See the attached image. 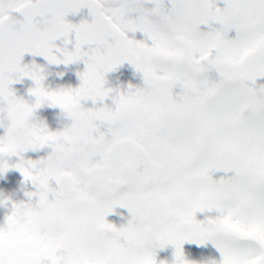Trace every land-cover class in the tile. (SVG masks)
Segmentation results:
<instances>
[{
	"label": "snow or ice",
	"instance_id": "snow-or-ice-1",
	"mask_svg": "<svg viewBox=\"0 0 264 264\" xmlns=\"http://www.w3.org/2000/svg\"><path fill=\"white\" fill-rule=\"evenodd\" d=\"M23 2L0 0V112L10 121L0 136V172L9 168L7 141L25 182L41 193L54 189L23 206L30 234L51 244L19 247L8 264H156V249L168 245L173 264H195L183 246L209 242L220 259L208 264H264V84L256 86L264 78V0H222L223 7L221 0H31L21 10ZM85 7L91 23L67 22ZM136 32L145 40L129 38ZM73 34L74 50L56 46ZM25 53L57 65L83 61L80 86L46 92L43 69L21 66ZM125 62L143 80L133 119L111 122L121 93L114 110L84 107L76 132L41 126L28 141L14 138L29 108L11 84L30 78V95L48 96L53 107L95 104L113 92L105 75ZM51 144L71 154L70 181L37 174L43 160L21 155ZM117 206L131 214L119 228L106 220ZM121 250L128 255H116Z\"/></svg>",
	"mask_w": 264,
	"mask_h": 264
},
{
	"label": "clouds",
	"instance_id": "clouds-1",
	"mask_svg": "<svg viewBox=\"0 0 264 264\" xmlns=\"http://www.w3.org/2000/svg\"><path fill=\"white\" fill-rule=\"evenodd\" d=\"M20 7L21 10H27L31 8V0H25V2H23ZM43 88L48 93L57 92L58 94L62 90L65 94H69L72 90L71 88H68L60 89L57 91H51L46 89L44 86ZM138 88L139 87L133 88L132 90L128 89L125 92H121L119 89H112V91L116 92V97H114V101L119 97L121 93H123L126 97L124 103L120 104L117 110L114 111L112 114L111 122L113 125H119L120 123L127 120H131L135 117L139 109L138 99L135 94V90ZM33 97V103L23 101L28 106L29 112L23 119L19 120L12 129L13 136L16 139L28 141L36 128L41 126L47 127L45 124L37 122L35 120L34 114L37 110L35 106L37 103H39L42 107L46 104H50L51 100L48 96L45 95ZM59 109L61 110V113L59 117H57V119L60 120L66 118L69 123L64 124L62 130L56 132H76L82 127L83 121L81 119V113L84 110V106L81 102H77L75 105L70 107H59ZM45 147L49 148L50 152L47 154L46 158L42 159L44 162V167L43 169H38L37 174H40L41 172H43L44 174L51 172L61 181H70L72 178L67 171V164L70 160L71 154L64 148L63 145L51 144ZM2 148L3 155L6 158L13 157L12 155H10V152L13 151L12 145L5 141ZM9 167L11 166L9 165ZM6 172L7 170L0 172V175ZM51 191H54V189H50L49 192L46 193H41L39 190H36L32 192V196L27 198V201L18 202L13 201L10 196L0 195V201H4V203L0 204V207L7 208L9 205L12 204L17 205V208L15 209V214L13 215V210L11 209V213L10 215H8L11 216V219H6L2 224H0V262H2V264H8L10 255L19 247L29 246L37 243L51 244L50 241H41L37 237L30 234L29 218L26 214L25 208L23 207L24 205L32 207L34 203H39L41 195H49L51 194ZM134 247L143 248V241H136L134 243ZM116 255H119L123 258L126 257L128 253L127 251L121 250L116 253ZM108 258L111 259L112 255L110 254ZM208 262V260H201L199 262L195 261V264H208Z\"/></svg>",
	"mask_w": 264,
	"mask_h": 264
},
{
	"label": "water",
	"instance_id": "water-1",
	"mask_svg": "<svg viewBox=\"0 0 264 264\" xmlns=\"http://www.w3.org/2000/svg\"><path fill=\"white\" fill-rule=\"evenodd\" d=\"M148 7H150V5ZM17 19H22V17L17 16ZM66 20L71 24L79 25L82 21L91 23L92 17L89 13V9L85 7L80 9L77 13H69ZM70 39H72L73 42L65 45L63 38H61L55 42L56 46L58 48L67 47L69 51H72L74 50V34L73 37H70ZM33 64L38 65L43 69L42 75L45 77L42 82L43 86L51 91L68 88L75 89L79 87L81 84L80 74L85 71V64L83 61L67 65L63 63L57 65L50 64L42 56H33L31 53H25L21 61V66H31ZM13 79L15 80L16 77L14 76ZM129 86H132V88L143 87V80L141 74L127 62L105 75L104 87L106 89H119L121 92H125L129 89ZM34 87V82L28 77H23L10 85V89L14 92L15 96L28 103L34 102V97L30 95V89ZM114 97H116L115 91L110 93L109 97L105 98L103 101L98 100L95 104H93L91 100H88L83 101L82 104L85 108L95 109L107 106L108 108L114 110ZM60 113L61 110L59 107H53L50 106V104H46L36 110L34 118L37 122L45 124L49 131L56 132L62 130L64 124L69 123L66 118L60 120L57 119ZM0 116H2L4 118L3 120H5L8 124H10V121L6 118V112H0ZM101 130H103V128ZM36 152L47 155L50 152V149L44 147L36 150Z\"/></svg>",
	"mask_w": 264,
	"mask_h": 264
},
{
	"label": "flooded vegetation",
	"instance_id": "flooded-vegetation-1",
	"mask_svg": "<svg viewBox=\"0 0 264 264\" xmlns=\"http://www.w3.org/2000/svg\"><path fill=\"white\" fill-rule=\"evenodd\" d=\"M218 7H223L222 0L217 4ZM136 14H133V18ZM215 27H219V25H216ZM202 30L208 31L207 26H202ZM230 36H234L235 33L232 32L229 34ZM130 39L135 40H145V37L143 33L136 32L128 34ZM264 78H261V80H257L256 82L259 83V85L264 84L262 81ZM180 89L177 87L174 89L175 92H179ZM8 124L3 120L2 117H0V136L5 135L6 132V126ZM25 161L32 160L37 161L46 158L47 155L40 154L38 152L29 150L27 152H24L21 154ZM8 159V163L11 167L7 170L6 173L0 175V195L2 196H10L13 201H27L26 193L28 192H34L36 191V188L33 186L31 182H25L24 177L22 173L14 167L15 164L19 163L20 158L18 156H13ZM11 213V205H9L7 208L0 207V224H2L8 215ZM131 218V214L128 212L126 208H121L117 206L113 209L112 213H110L106 220L107 222L113 224L115 227L119 228L122 225H126L128 220ZM199 219H204L205 214L198 213L197 217ZM206 249H204V245H196L194 243H185L183 246V251L185 254V258L190 261H201V260H208ZM174 252L175 249L173 246L168 245L164 248H157L156 249V264H161V261H166L167 264H173L174 260Z\"/></svg>",
	"mask_w": 264,
	"mask_h": 264
},
{
	"label": "rangeland",
	"instance_id": "rangeland-1",
	"mask_svg": "<svg viewBox=\"0 0 264 264\" xmlns=\"http://www.w3.org/2000/svg\"><path fill=\"white\" fill-rule=\"evenodd\" d=\"M216 25L214 24L213 27H215ZM131 35V33H129ZM258 80H261V78H258ZM264 82V80H262ZM256 86L259 87V83L256 82ZM204 249H206V254H207V257H208V261H211V260H217L219 261L220 259V254L218 252V250L215 248V246L209 242L207 244L204 245Z\"/></svg>",
	"mask_w": 264,
	"mask_h": 264
}]
</instances>
